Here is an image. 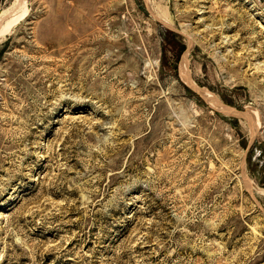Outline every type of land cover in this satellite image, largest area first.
I'll return each mask as SVG.
<instances>
[{
  "label": "rangeland",
  "instance_id": "1",
  "mask_svg": "<svg viewBox=\"0 0 264 264\" xmlns=\"http://www.w3.org/2000/svg\"><path fill=\"white\" fill-rule=\"evenodd\" d=\"M0 264H264V0H0Z\"/></svg>",
  "mask_w": 264,
  "mask_h": 264
},
{
  "label": "bare ground",
  "instance_id": "2",
  "mask_svg": "<svg viewBox=\"0 0 264 264\" xmlns=\"http://www.w3.org/2000/svg\"><path fill=\"white\" fill-rule=\"evenodd\" d=\"M19 5H20V4H19ZM14 12H15V11H14ZM13 15H14V14H13ZM187 81H188V80H187ZM199 93H201L202 96H204V97L206 96V95H205V91H199ZM206 94H207V93H206ZM209 96H210V95H209ZM210 97H211V96H210ZM206 98H208V97H206ZM211 98H212V97H211Z\"/></svg>",
  "mask_w": 264,
  "mask_h": 264
}]
</instances>
